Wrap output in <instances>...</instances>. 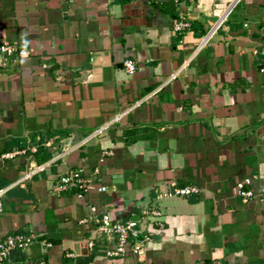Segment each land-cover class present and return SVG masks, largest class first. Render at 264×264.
Here are the masks:
<instances>
[{"label":"crops","instance_id":"crops-1","mask_svg":"<svg viewBox=\"0 0 264 264\" xmlns=\"http://www.w3.org/2000/svg\"><path fill=\"white\" fill-rule=\"evenodd\" d=\"M180 9L175 35L171 0H0L27 52L0 58V240L34 236L1 264H264V202L239 197L264 186V0ZM75 169L94 189L54 193ZM90 207L137 221L141 254L107 256Z\"/></svg>","mask_w":264,"mask_h":264},{"label":"built area","instance_id":"built-area-1","mask_svg":"<svg viewBox=\"0 0 264 264\" xmlns=\"http://www.w3.org/2000/svg\"><path fill=\"white\" fill-rule=\"evenodd\" d=\"M175 5V14L170 21L171 32L175 35H181L190 28V13L189 11L180 9V5L183 3H191L193 0H171ZM220 22V21H218ZM204 44L202 38L199 46ZM255 53V52H254ZM260 57V67L264 69V49L256 52ZM27 56L25 49L18 45L1 42L0 43V58L6 60H19ZM43 66V65H42ZM124 71L127 74H132L135 70L134 63L131 60H124L122 62ZM94 189V187L87 182L83 177L82 171L79 169L70 170L60 175L52 186L54 193H63L65 191H80L85 192ZM97 190L103 191L104 188H98ZM198 187L189 185L182 187H175L171 191H161L154 197V201L165 200L169 198H183L192 195L199 194ZM239 197L242 202H247L257 197L264 202V186L260 187L256 193L251 190H241ZM92 213V224L94 226V233L102 236L107 242L112 243V247L107 250L106 255L109 257H121L127 251L133 255H140L142 252L143 244L148 239V234L143 233L137 227V221L128 220L125 222H119L110 218L107 212H102L97 215L96 208L90 207ZM144 216L158 217L160 212L154 206L147 207L143 210ZM85 222L84 220L81 221ZM34 236L30 234L15 233L5 236L0 240V264L7 258V254L10 250H23L27 248ZM43 247H49L48 243L42 242ZM86 246L91 248L93 246L92 239L86 242Z\"/></svg>","mask_w":264,"mask_h":264}]
</instances>
